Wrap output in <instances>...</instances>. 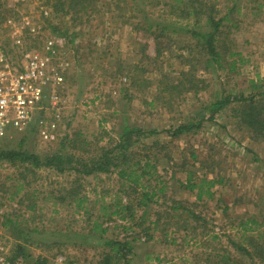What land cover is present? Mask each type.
<instances>
[{
    "label": "rangeland",
    "instance_id": "1",
    "mask_svg": "<svg viewBox=\"0 0 264 264\" xmlns=\"http://www.w3.org/2000/svg\"><path fill=\"white\" fill-rule=\"evenodd\" d=\"M1 1L12 21L28 17L36 29L44 31L43 37L66 39L62 57L66 68L65 84L57 91L59 106L49 104L50 113L61 108L56 141L42 140L36 133L14 132L0 147L18 148L27 135L23 148L30 153L44 157L62 150L88 158L79 146L78 150L69 144L62 148L60 142L79 134L95 153L117 139L124 126H138L152 132L142 137L140 152L148 153L144 155L156 163L155 182L163 181L168 188L159 202L142 207L141 195H126L124 191L130 190H123L117 174L83 177L74 171L59 174L46 167L26 171L0 162V264H35L38 260L45 264H107L111 242L131 244L128 264H206L207 253L221 247L240 254V264H264L260 259L252 262L229 240L247 247L236 222L251 215L264 219V142L252 140L229 118V110L196 133L174 138L168 132L216 96L249 95L253 83L264 79V7L257 10L264 0H208L217 4L218 17L240 20V28L228 33L226 41L229 48L236 45L243 62L228 72L215 64L206 68L205 57L200 56L194 70L200 91L183 94L170 107L168 96H161L158 89L175 81L188 67L173 52L156 57V42L146 27L176 20L166 4L171 0H159L158 5L156 0H127L121 3V10L114 9L112 0H97L79 14L82 18L72 11L54 13L52 5L58 0ZM42 9L50 10L48 18L41 15ZM12 29L6 22L0 26V46L11 43ZM174 40L180 45L193 44L184 33L175 34ZM42 41L40 36L30 44L38 47ZM136 65L144 74L137 72ZM135 75L139 78L132 79ZM144 79L148 86L133 85ZM154 143L157 145L151 150L142 148ZM205 167L220 171L225 184L213 188L212 199L197 201L195 193L181 184L190 172L214 178ZM22 170L26 177H20ZM73 189L76 195L69 194ZM173 200L184 201L200 214L206 228H196L194 223L187 231L175 232L170 226L167 236L155 229L151 222L159 215L161 225L177 222L167 213ZM128 204L132 210L122 214L127 218L109 219L116 205ZM96 221L107 229L104 234L95 228Z\"/></svg>",
    "mask_w": 264,
    "mask_h": 264
},
{
    "label": "trees",
    "instance_id": "2",
    "mask_svg": "<svg viewBox=\"0 0 264 264\" xmlns=\"http://www.w3.org/2000/svg\"><path fill=\"white\" fill-rule=\"evenodd\" d=\"M126 1L112 0L110 4L114 5V9L116 10L120 9L121 3ZM1 2L0 0V26L11 17L6 15L9 14V10ZM93 2H97V0H58V3L52 5V7L54 13L68 14L72 11V14L78 18L81 12H87L88 7ZM157 3L161 4L159 0H156ZM148 4L151 3L149 2ZM166 4L169 6L170 14L177 16L176 20L169 18V20L163 21V23H156L155 26L150 24L146 27V30L151 32L156 42V57L163 56L164 52H173V54L176 53L177 59L184 62L185 66L188 67V69L182 70L179 73V77L175 78V81L170 80L169 83L164 84L163 88L158 89V92L163 94L161 96H164V94L168 96L169 100L166 104L170 107L183 94L192 90L194 92L200 91L197 84L200 82V79L196 71L194 72L197 58L200 56L205 57V65L208 69L215 64L217 69H228V72H233L237 69L238 63L243 62V57L237 51L236 45L232 43L233 45L229 48L226 41L228 33L231 34L240 28L241 22L239 19H230L227 15L218 17L219 10L217 9V4L209 3L208 0H171V2ZM262 7H264L263 4L258 5L257 10L261 12ZM79 18H82V16ZM203 20H205V24H202ZM182 33L189 35L193 39V44L180 45L174 40L175 34L178 36ZM29 40L34 43V40ZM74 40L75 37L70 39V43H73ZM230 42L233 41L230 40ZM9 44V42L6 43V45ZM147 58L153 59L148 56ZM135 67L137 68V65ZM138 71L141 74L145 72L144 69L137 68ZM138 78L139 76L135 75L132 79ZM259 80L260 83H253V90L249 95L239 94L234 96L229 93L216 96L213 101L204 104L199 113L170 129L168 131L169 134L177 138L190 133H196L205 123L214 122L221 113L229 110L231 112L229 118L234 119L252 140L264 142V79ZM148 83L144 79L138 84L134 81L133 85L141 88L148 86ZM25 133H36L38 135V129L33 127ZM147 134H152V132L147 133L138 126L126 125L122 128L117 139H112L111 143L107 146L99 147L95 153H93L95 149H89V143L82 140L79 134L77 138L68 139V137H65L60 142L62 148H65L69 144L71 149L78 150L79 146L84 151L83 155H89L88 158L76 156L75 153L65 154L61 152L62 150L41 157L23 148L28 138L27 135H24L18 148L0 147V162L9 163L13 167L25 169L26 171L43 167L55 170L59 174L74 171L83 177L99 174H117L122 182L123 190H130V192L124 191V193L126 195H130L131 192L140 194L139 205L145 207L150 203L159 202L168 188L167 184L163 181L155 182L158 175V167L156 163H152L150 156L144 155L148 153L143 154L140 152L141 139ZM6 142L2 139L0 140V145H4ZM154 145H157V143L148 147L144 145L142 148L151 150ZM191 157L195 159L196 155L192 153ZM210 164H212L211 160L208 165L206 164L207 167ZM25 170L19 173L21 178L26 177ZM207 171L215 174V177L209 179L206 175L197 176L194 172H190L186 181L181 184L186 190L195 193L197 201L205 198L212 199L214 196L213 188L218 184H225V177L221 175L220 171L213 169H207ZM80 187L82 186L80 185ZM69 194L76 195L77 190L73 189ZM169 209L171 212L168 211L167 213L177 219V222L173 221L169 224L161 225V215L151 222L155 226L154 228L160 229L164 232L165 236H167L170 226L176 228L175 232L187 231L189 226H193L194 223L196 224V228H206L201 222V215L188 207L184 201L173 200ZM115 210L109 219L112 216H119L125 219L127 217H124L122 214L125 211H131L132 208L129 207V204L127 206L116 205ZM133 216V214L130 215L131 218ZM236 224L237 229L242 233L241 236L244 238L247 247L242 245L244 243L239 244L229 239L231 244L237 247L242 255H247L252 262L255 259L263 261L264 229L262 228L264 227V219L260 220L257 216L251 215L246 220L240 219ZM94 226L96 229H102L103 234L107 231L106 228L103 229L98 224V221L94 222ZM216 238L214 236V239ZM111 245L113 248L110 250V254L106 255L107 259L105 262L107 264H120V261L123 260L124 264H128L129 260H127V256L133 252L131 244L128 242H111ZM238 255L232 254L226 247H221L220 249L214 248L207 253L205 262L206 264H240L242 259L240 258V254ZM35 264H45V262L40 263L38 260Z\"/></svg>",
    "mask_w": 264,
    "mask_h": 264
},
{
    "label": "built area",
    "instance_id": "3",
    "mask_svg": "<svg viewBox=\"0 0 264 264\" xmlns=\"http://www.w3.org/2000/svg\"><path fill=\"white\" fill-rule=\"evenodd\" d=\"M41 15L48 18L50 10L42 9ZM6 24L13 29L11 43L0 46V140L35 127L42 140L56 141L61 108L50 113L49 104L59 106L57 91L65 84L66 39L43 37L28 17ZM40 36L42 43L33 47L29 39Z\"/></svg>",
    "mask_w": 264,
    "mask_h": 264
}]
</instances>
